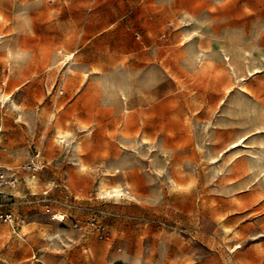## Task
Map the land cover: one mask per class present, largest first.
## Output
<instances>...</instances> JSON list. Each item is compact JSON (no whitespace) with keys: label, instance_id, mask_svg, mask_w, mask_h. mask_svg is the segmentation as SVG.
<instances>
[{"label":"rangeland","instance_id":"obj_1","mask_svg":"<svg viewBox=\"0 0 264 264\" xmlns=\"http://www.w3.org/2000/svg\"><path fill=\"white\" fill-rule=\"evenodd\" d=\"M0 165V264H264V0H0Z\"/></svg>","mask_w":264,"mask_h":264},{"label":"built area","instance_id":"obj_2","mask_svg":"<svg viewBox=\"0 0 264 264\" xmlns=\"http://www.w3.org/2000/svg\"><path fill=\"white\" fill-rule=\"evenodd\" d=\"M61 52V51H60ZM62 53V52H61ZM75 53L72 52L68 55H66V62H64V65L66 66L65 69L62 71V73L58 76L56 82L49 88L48 94L55 97L56 101L64 94L65 92V83H66V76L68 73V63L71 59L74 58ZM57 108L56 102L54 103L53 107V116L55 115ZM41 155H42V149H37L35 155L33 156L32 160L27 163L24 168L28 170H43L44 165L40 164L41 162ZM10 179L6 173V171L1 167L0 165V221L2 222H13L14 218L12 214L6 213L3 211V204L1 200V195L3 194L2 189L9 184Z\"/></svg>","mask_w":264,"mask_h":264},{"label":"crops","instance_id":"obj_3","mask_svg":"<svg viewBox=\"0 0 264 264\" xmlns=\"http://www.w3.org/2000/svg\"><path fill=\"white\" fill-rule=\"evenodd\" d=\"M74 53H75V52H74ZM69 54H70V53H69ZM75 54H76V53H75ZM74 57H75V55H74ZM64 66H65V65H64ZM65 67H66V66H65ZM65 67H64V68L62 67V71L65 69ZM67 68H68V73H67V76H66L65 91H66V87H67V83H68V77H69V74H70V72H71V70H72V69L70 68V65H69ZM62 71L59 73V75L62 73ZM64 94H65V92H64ZM64 94H63V95H64ZM63 95H62V96H63ZM62 96H61V97H62ZM61 97H60V98H61ZM60 98H59V99H60ZM59 99H58V100H59ZM58 100H57V101H58ZM57 101H56V104H57ZM57 108H58V106H57ZM58 111H59V110H57V112H58ZM41 162H42V164L44 165V168H45V157H44V155H43V149H42V155H41ZM3 189H4V188H3ZM3 189H2V192H3Z\"/></svg>","mask_w":264,"mask_h":264},{"label":"bare ground","instance_id":"obj_4","mask_svg":"<svg viewBox=\"0 0 264 264\" xmlns=\"http://www.w3.org/2000/svg\"><path fill=\"white\" fill-rule=\"evenodd\" d=\"M64 131H65V130L62 129L61 127H57V130H56V136H57L58 138H62L61 141L66 140V139H63V138H65L66 136H69V135H70L68 131H67V132H64ZM104 185H105V182L102 180V182H101V186H104ZM118 193H119V192H118Z\"/></svg>","mask_w":264,"mask_h":264},{"label":"snow or ice","instance_id":"obj_5","mask_svg":"<svg viewBox=\"0 0 264 264\" xmlns=\"http://www.w3.org/2000/svg\"><path fill=\"white\" fill-rule=\"evenodd\" d=\"M236 146H237V145H236ZM236 146H233V147L235 148ZM189 187H191V185H189ZM117 192H118V190H117ZM240 247H241V245L237 244V245H235V246L233 247L232 251H233V252H236L237 249H239Z\"/></svg>","mask_w":264,"mask_h":264}]
</instances>
